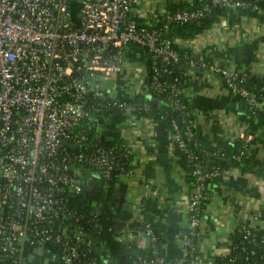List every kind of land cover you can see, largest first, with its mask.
Returning a JSON list of instances; mask_svg holds the SVG:
<instances>
[{"label": "built area", "instance_id": "built-area-1", "mask_svg": "<svg viewBox=\"0 0 264 264\" xmlns=\"http://www.w3.org/2000/svg\"><path fill=\"white\" fill-rule=\"evenodd\" d=\"M141 1L83 0L77 20L72 21L70 0H0V264H30L28 256L39 246L46 251L54 247L64 264H109L89 254L92 247L86 240L87 226H95L99 211H81L67 196L82 189L77 165L92 168L106 182L116 168H120L116 177L129 171V158L124 167L115 146H104L99 140L87 142L85 133L79 132L93 110L134 114L136 108L148 109L145 103L110 95V81L121 79L120 88L131 99L136 94L131 90H143L149 70L150 87L157 92L168 88L170 104L192 126L196 114L181 100V87L165 78L181 60L184 75L196 65L218 73L229 90L253 110L264 101L248 86L252 75L198 60L188 46L203 30L227 27L229 12L192 36L167 34L174 22H198L215 5L227 11L257 10L260 0H204L193 7L163 9L153 24L138 21L135 10ZM132 44L146 48L147 68L129 57ZM170 120V141L192 162L188 220L180 239L182 255L171 258L159 252L157 234L143 218V227L135 230L147 237L149 253L136 254L120 264H192L197 260L206 181L220 176L225 168L205 169L187 146L176 119ZM252 134L245 121L237 137L242 143L239 151L230 153L231 160L252 147ZM120 148L121 157H129L124 141ZM224 154L221 150L220 155ZM239 229L244 237H252L249 226L241 224ZM207 264L231 263L212 258Z\"/></svg>", "mask_w": 264, "mask_h": 264}, {"label": "crops", "instance_id": "crops-1", "mask_svg": "<svg viewBox=\"0 0 264 264\" xmlns=\"http://www.w3.org/2000/svg\"><path fill=\"white\" fill-rule=\"evenodd\" d=\"M167 7V0H142L135 14L138 21L153 24L156 13ZM232 11L227 27L203 30L188 46L198 60L252 76L263 75L264 5L257 10ZM121 82L117 77L108 83L110 95H127L120 88ZM182 90L196 114L205 145L237 139L245 126L247 108L218 73L191 66L182 80ZM259 110L264 112V101ZM81 132L97 140L120 139L130 152L129 171L120 173L112 184L86 166L75 167L82 186L81 202L105 217L104 223L93 226L86 234L96 256L109 264H120L126 260L131 242L144 248L147 237L134 233L130 222L140 213H147L165 254L181 257L180 239L186 231L192 186L178 162L166 121L116 110H93L83 121ZM252 132L255 156L264 162V121ZM207 191L198 227V257L192 264H207L209 259L227 254L230 235L241 224L264 237V175L229 166L208 183Z\"/></svg>", "mask_w": 264, "mask_h": 264}, {"label": "trees", "instance_id": "trees-1", "mask_svg": "<svg viewBox=\"0 0 264 264\" xmlns=\"http://www.w3.org/2000/svg\"><path fill=\"white\" fill-rule=\"evenodd\" d=\"M204 2V0H188L185 2H175L174 0H167V9L171 8H177V7H193L195 5H200ZM264 5V0L259 1V8ZM226 12L228 13V16L232 15V9L230 11H227L224 7L215 5L213 6L212 11L202 17L198 22L192 21V22H184V21H178L174 22L170 29L168 30L167 34L169 36H192L193 34L202 31L206 27L210 26L213 21H215L220 14H224ZM131 60L144 64L147 68L149 61H148V55L147 50L145 47L132 44L130 46V52L128 53ZM184 60H181L177 63L175 66V70L172 74L166 76V80L169 82H175L179 87H181V93L180 97L181 100L184 102V104L187 106L188 109L192 110L191 106L189 105L184 92L182 90V80L184 78ZM172 77V79L168 78ZM150 79H151V72L147 70L146 72V78L144 81V87L143 90L135 94L131 99H127L128 97L126 95H121V100H131L135 103L139 102L147 104L148 109H134V114H137L139 116H146L151 118H161L166 121L168 127L170 125V119L175 118L178 122V125L180 127L183 139L186 141L187 146L190 150L193 151L197 155V159L201 161L205 169L210 168L212 165H219L221 168H227V167H236L239 171L245 172V171H257L264 175V162L258 160L255 156L254 150L252 147H249L247 149L246 154H241L240 158L235 160L232 159L230 162L226 160L217 159L220 157V151H224V155L222 157L229 158L230 153L239 151V147L242 143V140L237 138L235 140H226V141H219L215 143L212 146L205 145V140L201 138V130L197 123L195 126H192L181 119L180 110L170 104L167 94L169 92V89L166 88L162 92L154 91L150 87ZM248 86L256 93L257 96L264 97V75L260 76H251L249 78ZM239 100H241L238 96H235ZM242 101V100H241ZM243 102V101H242ZM247 108V117L246 122L248 123L249 128L251 131L255 126L258 124H261L264 121V112L260 111L258 109H251L245 104ZM109 112V111H105ZM192 115H190V118ZM194 117V115H193ZM88 118V117H86ZM85 118V120H86ZM84 121V120H83ZM82 127V125H81ZM189 130L191 131V137H189ZM81 132V129H80ZM86 135V134H85ZM87 142H92L97 139L90 138L86 135ZM101 144L104 146H115L117 153L119 154V157L121 160H123V166L125 167L127 165L128 158L127 156L121 157V151L122 148H120V145H122V141L120 139H114V140H99ZM80 149H83L82 147ZM174 151L177 155L179 164L186 170L187 178L192 183V177H191V169H192V162L188 160L183 150L179 149L174 144ZM92 170V168H91ZM120 170V168H116L113 172V176L107 181L108 184H112L114 179L116 178V173ZM217 177H210L206 181V185L210 183L211 181L215 180ZM68 202L72 205L78 208L81 211H88L90 208L83 204L79 198V194L74 195H68ZM140 219H133L130 222V228L135 233V229H140L143 227L142 219L145 218L146 220L151 222V225L154 229V231L157 234V243L159 252H162L163 249L160 245V238L157 233V230L155 228V224L151 218V216L147 213H142ZM105 217L102 213L99 211V215L97 220L95 221V225H100L104 223ZM90 226H87V229H90ZM252 229V228H251ZM252 237H244V231L241 229H237L234 231L231 235V244H233V248L230 249L229 254L224 255H218L214 257L216 261H229L231 264H264V237L261 233H256L253 229L251 230ZM51 250L55 253V256H58V251L51 247ZM129 252L126 258V262H129L132 257H134L136 254H148L149 253V247L141 248L136 243H130L129 246ZM90 255H95L93 249L91 252H89ZM186 256L188 258V254L186 253ZM180 264H187L185 261L181 262Z\"/></svg>", "mask_w": 264, "mask_h": 264}, {"label": "water", "instance_id": "water-1", "mask_svg": "<svg viewBox=\"0 0 264 264\" xmlns=\"http://www.w3.org/2000/svg\"><path fill=\"white\" fill-rule=\"evenodd\" d=\"M168 78L172 79V77H168ZM217 159L226 160V161H229V162L231 161L230 158H225V157H222V156L218 157ZM50 256H52V257H50ZM54 256H55V253L53 251L46 252V250H45V248L43 246H39L37 248V251H35L34 253H31L28 256V261H29L30 264H33V262L35 261V257H38L39 258L38 264H50L51 260H52V258Z\"/></svg>", "mask_w": 264, "mask_h": 264}, {"label": "rangeland", "instance_id": "rangeland-1", "mask_svg": "<svg viewBox=\"0 0 264 264\" xmlns=\"http://www.w3.org/2000/svg\"><path fill=\"white\" fill-rule=\"evenodd\" d=\"M83 0H70V11H71V20L72 21H76L77 20V10H78V6L79 4L82 2ZM55 257V256H54ZM50 264H64L62 259L60 258V256L55 257V259L51 260Z\"/></svg>", "mask_w": 264, "mask_h": 264}, {"label": "flooded vegetation", "instance_id": "flooded-vegetation-1", "mask_svg": "<svg viewBox=\"0 0 264 264\" xmlns=\"http://www.w3.org/2000/svg\"><path fill=\"white\" fill-rule=\"evenodd\" d=\"M49 255V254H48ZM47 256V255H46ZM52 257V256H50ZM56 257V256H55ZM55 257H53V260L55 259ZM39 262V258L38 257H35V261L33 262V264H38Z\"/></svg>", "mask_w": 264, "mask_h": 264}]
</instances>
